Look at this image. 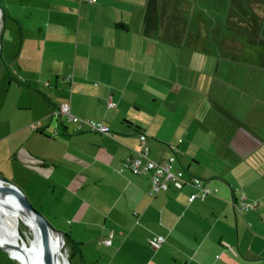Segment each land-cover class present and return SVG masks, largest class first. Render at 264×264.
<instances>
[{"label":"crops","instance_id":"crops-1","mask_svg":"<svg viewBox=\"0 0 264 264\" xmlns=\"http://www.w3.org/2000/svg\"><path fill=\"white\" fill-rule=\"evenodd\" d=\"M207 1L0 0L12 21L8 52L16 60L26 49L22 20L46 12L54 19L52 42L41 34L30 40L31 55L46 52L45 59L51 50L55 58V68L37 80L51 95V108L44 109L40 128L36 121L28 127L29 138L47 148L55 182L35 200L52 206L55 226L73 244L101 253L93 264H264V159L257 155L261 150L264 156V108L250 106L243 121L232 103L228 112L216 101L228 122L214 118L210 129L183 119L171 135L161 134L167 119L158 113L157 82L172 75L175 46L218 44L225 28L222 50L249 61L258 57L264 67V39L256 47L252 38L264 22V0H230L223 23L203 16ZM228 24L240 30L230 32ZM209 27L214 35L207 37ZM66 102L76 116L110 126L113 136L50 116ZM217 122L224 131L214 128ZM144 145L156 161L175 156L174 168L188 183L153 191L149 175L122 171L124 160ZM196 177L211 193L189 202L199 192L190 183ZM244 202L256 206L247 209ZM157 237L164 238L160 246L153 243Z\"/></svg>","mask_w":264,"mask_h":264},{"label":"rangeland","instance_id":"rangeland-1","mask_svg":"<svg viewBox=\"0 0 264 264\" xmlns=\"http://www.w3.org/2000/svg\"><path fill=\"white\" fill-rule=\"evenodd\" d=\"M229 1L208 0L203 16L210 22L218 20L223 23L229 17ZM0 5L2 6L1 3ZM0 10V176L6 181L5 184L9 189H20L31 205L44 215L56 231H60L55 226L59 224V221H56L50 213L52 206L47 208V204L42 205L35 200V195L40 190L43 191L42 193L51 190L49 186H53L55 180L53 170L50 172L47 165L45 154L47 148L44 142L32 141L33 139L29 138L31 135L28 128L35 121L33 126L37 123L40 128L38 120L43 116L44 109L47 105L51 108L48 103L51 95H47V89L44 87L40 88L37 80L41 75H47L50 69L55 68L53 64L55 58L51 50L47 51L48 55L45 59L43 54L46 52L41 55H31L34 45L30 40L33 37L37 38L35 34H41L42 38L52 42L56 34L52 26L54 19L51 18L50 13L46 12L35 13L33 20H22L23 25L26 26L24 31L26 49L21 58L16 60L10 57L8 52L11 47L12 21L3 15L2 9ZM6 22L8 27L5 29ZM260 26L254 32L256 35L252 37L257 42L254 44L256 47H261L262 45L258 42L264 39V22H261ZM227 28L230 32L233 29L240 30L232 26ZM208 31L207 37L214 35L211 27ZM226 34L227 30L222 28L218 34L220 43L207 42L201 45L200 49L189 46L173 48L175 53L179 51V54H175L174 71L170 77H164V79L159 77L157 82L158 113L162 116V121L164 118L167 119L164 126L165 132L161 134L168 135L167 132H169L171 135L170 129H176L179 121L183 119L192 121L194 118L210 129L214 126V118L222 116L221 119L228 122L229 118L226 115L231 111L229 108L231 103L243 121L249 116L250 106L264 108V67L258 65L260 63L258 57L249 61L245 54L232 57L223 51L221 40ZM18 48L21 49V45ZM26 79L30 81L27 82ZM161 91L164 93L161 94ZM216 101L218 104L224 103L223 107L228 112L219 110L215 105ZM61 105L55 109L52 107L50 116ZM161 124L162 122L159 126ZM218 127H222L223 131L224 127L226 128L225 125L217 122L214 128ZM35 135L42 138L38 134ZM262 153L261 150L257 151L258 157H261ZM174 171L177 172L175 168ZM10 224L19 230L21 245L25 242L31 245L34 232L26 226L23 219H20L18 223L10 220ZM0 232L5 234L1 221ZM63 252L71 262L69 264H93L95 257L101 254L73 244L68 237H66ZM17 263L10 254L0 250V264Z\"/></svg>","mask_w":264,"mask_h":264},{"label":"built area","instance_id":"built-area-1","mask_svg":"<svg viewBox=\"0 0 264 264\" xmlns=\"http://www.w3.org/2000/svg\"><path fill=\"white\" fill-rule=\"evenodd\" d=\"M91 2H96L97 0H90ZM70 80V79H68ZM114 105V103H112ZM51 117L56 119L67 118L68 121L74 124L76 130L88 129L91 132L101 133L105 136L112 137L113 131L110 126L103 122H98L95 120L85 119L73 114L71 110V104L69 102L63 103L60 108L54 110ZM36 129L39 128L38 124H35ZM141 140L146 143V136L141 135ZM150 149L147 145H144L142 149H135L133 153L129 155L123 162V170H130L135 175H149L153 182V191L160 189H168L169 183H172L177 188H183L188 180L186 179V174L183 170L174 171L176 157L171 156L162 162L153 160L149 155ZM190 183H192L197 189L198 193H193L189 197V201L193 202L199 196L205 197L211 193L210 189L206 187L205 182L200 178H193ZM150 193H153L152 191ZM254 204L243 203V207L250 209L253 208ZM115 237V232L112 231L109 238L105 239V243L110 245L113 243ZM164 242L163 237H157L154 239L153 243L157 246L162 245Z\"/></svg>","mask_w":264,"mask_h":264},{"label":"bare ground","instance_id":"bare-ground-1","mask_svg":"<svg viewBox=\"0 0 264 264\" xmlns=\"http://www.w3.org/2000/svg\"><path fill=\"white\" fill-rule=\"evenodd\" d=\"M0 189L6 190L5 185L0 183ZM20 219H23L26 226H29L33 230L34 237L31 239V245L25 242V252H13V255L25 264H29V262L30 264H35L34 262L36 259H44L43 239L33 215L28 209L20 205L7 207L0 206V221L3 223L5 228V234L4 232H0V243L5 245L22 246L20 243L21 236L19 230L15 228L16 226L13 227L10 224V220L18 223ZM49 231L51 236L52 264H69L68 258L63 252L64 241L62 236L53 232L50 228Z\"/></svg>","mask_w":264,"mask_h":264},{"label":"water","instance_id":"water-1","mask_svg":"<svg viewBox=\"0 0 264 264\" xmlns=\"http://www.w3.org/2000/svg\"><path fill=\"white\" fill-rule=\"evenodd\" d=\"M0 183L5 185L6 190H1L0 189V206H15V205H20L23 206L24 208L28 209L32 215L33 218L41 232L42 239H43V251H44V259L41 260L36 259L35 264H52V252H51V236H50V231L49 228L57 233L60 234L63 238L64 241V246L66 243V236L63 232L56 231L53 226L48 222V220L44 217L43 214H41L39 211H37L31 203L28 201L26 198L25 194L20 190V189H9L6 186V181L0 176ZM25 245V244H24ZM24 245L22 246H13V245H5L0 243V250L5 251L6 253L10 254V256L19 261L21 264H25L20 261L17 257L13 255V252L17 253L19 251L25 252ZM63 246V247H64ZM28 262V260H27ZM69 263H71L69 261ZM30 264V262H29Z\"/></svg>","mask_w":264,"mask_h":264},{"label":"trees","instance_id":"trees-1","mask_svg":"<svg viewBox=\"0 0 264 264\" xmlns=\"http://www.w3.org/2000/svg\"><path fill=\"white\" fill-rule=\"evenodd\" d=\"M262 157H264V156L261 155L260 158H262ZM262 159H263V158H262ZM153 160H154V159H153ZM155 161H156V160H155ZM158 162H159V161H158ZM142 175H145V174H142ZM169 184H170V183H169ZM189 202H190V201H189ZM244 203H246V202H244ZM246 204H249V203H246ZM254 205L256 206V203H254ZM255 206H254V207H255ZM250 209H251V208H250Z\"/></svg>","mask_w":264,"mask_h":264}]
</instances>
